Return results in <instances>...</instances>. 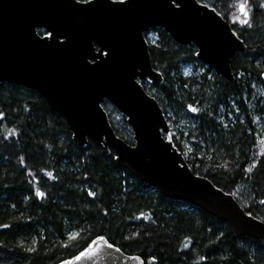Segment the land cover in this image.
<instances>
[{"label": "trees", "instance_id": "trees-1", "mask_svg": "<svg viewBox=\"0 0 264 264\" xmlns=\"http://www.w3.org/2000/svg\"><path fill=\"white\" fill-rule=\"evenodd\" d=\"M197 1L214 8L244 42L245 52L231 63L239 79L184 77L182 67L197 63L195 48L156 29L148 52L163 82L142 86L166 119L184 123L179 135L170 130L166 139L190 171L264 223V142L253 123L264 113L242 105L250 100L249 82L264 91V8L261 0H248L242 17L236 5L243 0ZM102 107L115 135L132 145L125 118L106 102ZM182 134L186 154L175 139ZM114 158L91 142L79 148L35 92L0 84V264H58L100 236L144 264H264V242L233 238L225 223L164 198Z\"/></svg>", "mask_w": 264, "mask_h": 264}, {"label": "water", "instance_id": "water-1", "mask_svg": "<svg viewBox=\"0 0 264 264\" xmlns=\"http://www.w3.org/2000/svg\"><path fill=\"white\" fill-rule=\"evenodd\" d=\"M151 29L163 30L179 46H193L195 59L228 81L230 62L245 51L222 16L197 0H0V84L39 95L79 148L91 142L104 155L111 151L119 168L164 198L225 223L235 239L264 242V223L194 175L165 139L166 116L141 85L163 82L148 52ZM104 102L125 118L132 145L115 135ZM93 240L86 257L73 259ZM93 240L58 264H144L108 247L105 238Z\"/></svg>", "mask_w": 264, "mask_h": 264}, {"label": "rangeland", "instance_id": "rangeland-1", "mask_svg": "<svg viewBox=\"0 0 264 264\" xmlns=\"http://www.w3.org/2000/svg\"><path fill=\"white\" fill-rule=\"evenodd\" d=\"M148 39L149 41L154 42L156 41L157 36L154 32H152L148 35ZM207 70L209 69H207L206 66H204L199 62H197L196 64L185 65L182 67V73L184 77L201 76L204 75V73H206L207 75L208 74L206 72ZM207 78H209V74L207 75ZM249 88H250V100L249 101L244 100L242 104L243 107L247 111H253L255 109L257 111L264 113V91L262 89H259L255 84L250 85ZM255 103H256V107H255ZM231 106L235 111L234 114H237L239 112L238 108L235 105L234 106L231 105ZM167 118H168L167 120L170 130L180 131L181 128H183L184 123L182 121L178 122L177 118L168 114H167ZM227 118L230 119V117L228 116ZM253 123L255 124V129L257 133L256 136L258 137V140L264 142V114L261 117H253ZM175 139L178 140L183 146V141H182L183 137L181 138V136L180 137L176 136ZM183 151L184 154H186L187 147L183 146Z\"/></svg>", "mask_w": 264, "mask_h": 264}, {"label": "snow or ice", "instance_id": "snow-or-ice-1", "mask_svg": "<svg viewBox=\"0 0 264 264\" xmlns=\"http://www.w3.org/2000/svg\"><path fill=\"white\" fill-rule=\"evenodd\" d=\"M119 2H120L121 4H123V3H124V0H119ZM247 3H248V0H243V2H239V3H237V5H236L237 10H238V12L241 14L242 17H247V16H248V11H247V9H246V4H247ZM259 7L264 8V0H261V3H260V5H259ZM233 19H238V20H239V23L242 24V25L248 23V21H247L246 19H240L239 17H234ZM49 175H51V174H49ZM42 195H43V193H41V192H39V191L36 192V196H37V197H41ZM89 195H92V193H89ZM262 203H264V201H262ZM71 235H72V234H70V237H71ZM97 240L104 241V237H103V236L97 237ZM95 243H96V240H93V241L91 242V244H89L88 248H85V249H84L83 251H81L77 256H75L73 259H75V260H79V259H81V258L86 257V256L88 255L90 249L93 247V245H95ZM107 246H108V247H112V245H110V244L107 245ZM130 259H134V260H136V259H139V258L133 256V257H130ZM202 259H203V257H202ZM64 264H70V262H64Z\"/></svg>", "mask_w": 264, "mask_h": 264}, {"label": "bare ground", "instance_id": "bare-ground-1", "mask_svg": "<svg viewBox=\"0 0 264 264\" xmlns=\"http://www.w3.org/2000/svg\"><path fill=\"white\" fill-rule=\"evenodd\" d=\"M212 8V7H211ZM214 9V8H213ZM215 10V9H214ZM244 43V42H243ZM245 49H246V46H245ZM245 52V51H244ZM243 54V53H242ZM238 55V54H237ZM236 56V55H235ZM235 58V57H234ZM234 60V59H233ZM232 60V61H233ZM232 61L230 62V67H231V70H232V74H233V79L234 78H236V76L237 77H239V73H237L236 71H234L233 69H232V66H231V63H232ZM207 71H209V72H207L208 74H209V78H212L213 76H216V77H218V78H221V79H224V80H226L225 78H222L220 75H218V74H216L215 72H213L212 70H207ZM262 73H264V72H262ZM262 73L260 74V80L264 83V80H262L261 79V75H262ZM209 78H207V79H209ZM233 79L231 80V81H233ZM239 78H237V80H238ZM226 81H228V80H226ZM230 82V81H229ZM251 83V84H250ZM249 84L250 85H252V84H255V82H253V81H251V82H249ZM180 132L181 131H176V133L179 135L180 134ZM181 136V138L183 137V134L182 135H180ZM257 139H258V137H256ZM182 141H183V139H182ZM97 238V237H96ZM95 239V238H94ZM92 241V240H91ZM90 241V242H91Z\"/></svg>", "mask_w": 264, "mask_h": 264}, {"label": "flooded vegetation", "instance_id": "flooded-vegetation-1", "mask_svg": "<svg viewBox=\"0 0 264 264\" xmlns=\"http://www.w3.org/2000/svg\"><path fill=\"white\" fill-rule=\"evenodd\" d=\"M77 1H78V0H77ZM84 1H87V0H82V1H80V2H84ZM237 78H239V77L236 76L235 79H237ZM255 85L258 87V82L255 81Z\"/></svg>", "mask_w": 264, "mask_h": 264}]
</instances>
